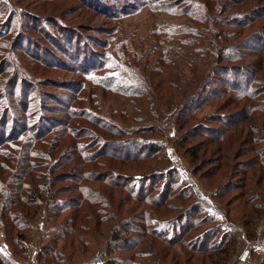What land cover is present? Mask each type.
Returning <instances> with one entry per match:
<instances>
[{"label": "rangeland", "instance_id": "1", "mask_svg": "<svg viewBox=\"0 0 264 264\" xmlns=\"http://www.w3.org/2000/svg\"><path fill=\"white\" fill-rule=\"evenodd\" d=\"M218 21L219 0H0V264L261 263L264 51L234 47L264 18Z\"/></svg>", "mask_w": 264, "mask_h": 264}, {"label": "trees", "instance_id": "2", "mask_svg": "<svg viewBox=\"0 0 264 264\" xmlns=\"http://www.w3.org/2000/svg\"><path fill=\"white\" fill-rule=\"evenodd\" d=\"M233 1L234 0H219V21H218L219 24L220 23H223L224 25H227V26L246 27V26H249L250 24L256 22L257 20L264 18V2H262L263 0H251L254 5L250 9H248V10H244V9L242 11L236 10V12L234 14L225 15V16L221 15L222 14V10L225 12V11H227V10H229L231 8L230 6H231V4H232ZM244 1H246V0H240L239 3H241V5H242L244 3ZM154 8H155V6L153 5L152 6V9H154ZM175 14H181V13L175 12ZM205 18H210V17L207 16ZM175 28H176V25H175ZM165 29H166V31L174 32V28H172L171 25L167 26ZM182 29L184 30V27H182ZM253 33H255V32H253ZM255 34H259V33H255ZM224 36H225V32L219 31L218 34H214L213 36L210 37V43L212 44V46H211V49H210L209 52L212 53L211 56H214V57H212L213 60L211 61L212 63H214V65H215L216 59H218V58L219 59L220 58L224 59V56H227V57H225L224 60H231V59L234 58L233 55H231V54L230 55H222L221 52L216 53V49L218 47V44H217L218 38H219V43L221 42V44H220V46H221L222 45V42L224 40ZM124 37L126 39L128 38V41L132 44V46H134V43L131 41V39H129V38H131V35L130 34H128V35L124 34ZM263 39H264V37H263ZM238 44L239 45L236 44V46L234 47V49L238 52V54H242V53H240V52H242L241 49L247 50L249 52V54L251 53L250 51L255 52V54H261L260 51H258L259 49L260 50L262 49L264 51V41H262V44H259V45L257 43L256 44V46H257L256 48L254 46H252V45L247 44V39L244 40L242 43L240 42ZM195 56L198 57L197 55L192 54V57L190 59H192ZM207 56H209V55H207ZM174 57H179L180 58V55L179 56H175L174 55ZM208 60H209V58H203V61H204L205 65L207 63H209ZM253 63L254 64L251 65L250 69H248L250 71L249 72L250 75L246 76V78H245L244 81H245L246 84H248L250 82L251 83L253 82V84L256 83L257 85H260V88L259 87H256V88H258L259 90L264 91V88H262V87H264V77L262 76V74H264V73H261V75L258 74V72H261L263 70V68H264L263 67L264 66V60L261 57H259ZM125 67L130 68V65H127L126 63H124V65H123V67L121 69H123ZM211 68H212V66H211ZM211 68H209L207 70L208 73L211 72V70H212ZM120 74H121V72H120ZM139 75L144 79V83H145V81L149 80V79H147V77H145V75H143L142 72H140ZM139 79H140V77H139ZM172 83L173 82H171V84ZM103 84H106L107 87L108 86H111L110 88H112V83L109 82V81H107V82H105ZM248 87L249 86H247V88H246V86H245L244 88L240 89V91H242V92H239V94H243V96L244 95L245 96H250V95H248L249 94L248 92H250V89ZM197 88H198L199 91L202 90L201 89V85L200 86L199 85H196V89ZM236 90H238V89L236 88ZM197 92L198 91H196V93ZM196 93H194L192 95V98L195 97ZM184 102H185L184 103V107L186 108L187 102H189V101H184ZM175 109H176V111L174 112V116L177 117V114L182 111L181 104L180 103H176ZM148 129H150V130H157V125H155V124L154 125H149L148 126ZM193 132L194 131H192V130H186L182 134V136L183 137H186V136H189V134H191V135L192 134L197 135V133H193ZM25 143L22 146H26ZM147 152H149V151H147ZM137 153L138 154H141L140 151H136L135 154H137ZM28 159H29V153H26V159H25V161H27ZM8 163L9 162H7L5 159L0 158V173H2L4 170H6L7 168L10 167V164L8 165ZM11 174H12V172L9 173V175L6 178L7 184L8 183H13V182H15V181H17L19 179V177L15 176V175H11ZM0 178H3V177L0 176ZM1 181L2 180L0 179V182ZM21 183H23V182H21ZM35 189H32V188L29 189L28 188V192L26 193V195H27L26 197H19L20 196L19 189H18V191L17 190L16 191L15 190H9L8 191V196H7L8 202L10 200H12L11 202H13L14 199H12V198L14 196L16 198L19 197L20 199L18 201L20 203H13L12 208H15L16 205H19L20 204V207L18 209H16V210L17 211H20V213L23 216L29 217L30 208H31L29 206L32 205V202L35 200V197L34 196H37L38 197L40 194H42L41 192L36 191ZM50 193L51 192H47V194H48L47 200L49 198V194ZM9 194H11V197L9 196ZM5 207H6V205H4V203H2V206L0 205V209L2 208L1 209V212H5V209H4ZM226 250L227 249H225V251ZM260 264H264V258L262 259V261H261Z\"/></svg>", "mask_w": 264, "mask_h": 264}, {"label": "built area", "instance_id": "3", "mask_svg": "<svg viewBox=\"0 0 264 264\" xmlns=\"http://www.w3.org/2000/svg\"><path fill=\"white\" fill-rule=\"evenodd\" d=\"M203 198H204V199H209V198L204 197V196H203ZM211 205H212V204H211ZM245 262H249V259H248V258H245Z\"/></svg>", "mask_w": 264, "mask_h": 264}]
</instances>
